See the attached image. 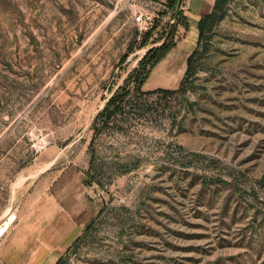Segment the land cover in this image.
Listing matches in <instances>:
<instances>
[{
	"label": "rangeland",
	"instance_id": "rangeland-1",
	"mask_svg": "<svg viewBox=\"0 0 264 264\" xmlns=\"http://www.w3.org/2000/svg\"><path fill=\"white\" fill-rule=\"evenodd\" d=\"M191 1L0 0V264L41 185L77 225L59 264H264V0H228L199 45Z\"/></svg>",
	"mask_w": 264,
	"mask_h": 264
},
{
	"label": "crops",
	"instance_id": "crops-1",
	"mask_svg": "<svg viewBox=\"0 0 264 264\" xmlns=\"http://www.w3.org/2000/svg\"><path fill=\"white\" fill-rule=\"evenodd\" d=\"M214 2L215 0H192L190 7L192 12L195 7H203L208 14L212 11ZM45 189L42 185L35 187L32 196L27 198V204L32 207L33 212L30 216L32 218L28 219L24 227L26 236L18 242L19 247H24L19 249L23 258L19 262H13L12 256L15 253L10 241L4 264H56L67 246L76 238L77 225L72 214L55 197L45 196ZM12 242L13 245L17 243L16 239Z\"/></svg>",
	"mask_w": 264,
	"mask_h": 264
},
{
	"label": "trees",
	"instance_id": "trees-1",
	"mask_svg": "<svg viewBox=\"0 0 264 264\" xmlns=\"http://www.w3.org/2000/svg\"><path fill=\"white\" fill-rule=\"evenodd\" d=\"M167 6L169 8H173L179 0H166ZM228 0H215L212 11L204 16H202L197 22V30L198 37L197 42L198 45L201 43L203 36L207 29L212 26L215 22L222 18L225 10V6ZM183 26L187 28L188 22H182ZM157 27V23L151 27V30L145 33L146 36H149L151 31L155 30ZM146 41V40H145ZM171 45L164 41L157 47H151L145 56L138 63V68L134 69L129 77L125 81V86L119 87L109 98L105 107L96 115L93 123V130L97 128L99 122H103V124L107 123L111 120L112 117H115L117 114L123 112V104L126 99L132 94L133 91L140 92V88L144 83V80L147 78L151 68H153L161 59L165 57V55L170 51ZM197 49L194 50L187 58V67L185 71V75L180 82L177 89L172 91H167L168 93L176 94L184 90L186 82L190 77L194 75L193 70V60ZM142 70V71H141ZM141 74V76H140ZM136 77V79L134 78ZM133 80V81H132ZM129 83H132V88H130ZM102 122L100 124H102ZM61 258L57 261L56 264L60 263Z\"/></svg>",
	"mask_w": 264,
	"mask_h": 264
},
{
	"label": "built area",
	"instance_id": "built-area-1",
	"mask_svg": "<svg viewBox=\"0 0 264 264\" xmlns=\"http://www.w3.org/2000/svg\"><path fill=\"white\" fill-rule=\"evenodd\" d=\"M135 20L139 24H143V25L148 24L147 21H145L144 14L140 12H138L137 15L135 16Z\"/></svg>",
	"mask_w": 264,
	"mask_h": 264
},
{
	"label": "water",
	"instance_id": "water-1",
	"mask_svg": "<svg viewBox=\"0 0 264 264\" xmlns=\"http://www.w3.org/2000/svg\"><path fill=\"white\" fill-rule=\"evenodd\" d=\"M1 229V228H0ZM2 229H4L6 231V229L3 227Z\"/></svg>",
	"mask_w": 264,
	"mask_h": 264
}]
</instances>
